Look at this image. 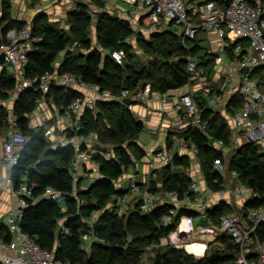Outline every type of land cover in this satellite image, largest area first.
Returning a JSON list of instances; mask_svg holds the SVG:
<instances>
[{
  "label": "trees",
  "instance_id": "trees-1",
  "mask_svg": "<svg viewBox=\"0 0 264 264\" xmlns=\"http://www.w3.org/2000/svg\"><path fill=\"white\" fill-rule=\"evenodd\" d=\"M99 3H103V0H99ZM77 4V8L67 13L66 19L70 27L76 23L74 29L71 28V33L88 50L79 53L67 48L69 36L66 30L54 27L44 14L39 13L31 20V32L37 40L27 53L26 75L34 76L57 69L60 72L70 71L84 82L96 84L101 90L108 89L113 94H119L122 88L141 89L147 83L151 90L168 92L188 84L191 74L187 69V62L189 57H194L204 75L208 79L212 77L217 52L209 46L201 45L198 38H185L181 33L178 35L171 32L169 27L150 34L149 37L154 40L159 36V43H152L141 32L137 33V39L155 55L145 73L135 71L134 66L127 62L126 55L131 50L127 35L132 32L127 20H100L98 43L106 53L104 55L102 50H91L86 37L91 17L84 12L82 3ZM1 21L5 24L0 26V42L7 40L6 32L10 28L19 29L25 24L23 20L10 18L9 0H2ZM111 49L123 51L122 63H117L112 58L109 53ZM60 52H63L60 62L55 66L54 62ZM174 53L177 56L172 58ZM2 58L0 56V64H3L0 70V98L5 100L15 88L16 79ZM220 82L221 79L209 84L210 91L222 92ZM79 93L70 86H51L47 91L27 87L17 93L13 102L12 110L17 115V127L26 141L18 150L19 158L11 167L10 178L15 187L22 182L34 183L35 196L34 199H29V204L24 208L20 221L22 229L39 245L52 250L56 259L66 264H142L141 256L145 248L163 240L171 245L169 249L172 254L168 256L164 253L165 256H159L160 258L157 256L153 264H239V247L225 233L214 239L227 244L225 247L210 250L209 246L213 241L210 240L206 243L204 254L198 258L185 251L184 247L178 248L169 241L170 232L176 229L182 216L200 215L196 208L180 207L166 224L162 218L168 212V203L157 204L151 210L144 211L140 208V199L136 198L127 212H118L121 198L131 190L129 186L126 189L117 188L115 181L133 162L141 160L145 155V150L138 142L144 128L143 122L121 100L98 99L94 107L85 108L78 117L71 113L75 121H79V127L76 130L73 126L68 128V135L77 132L86 136L93 132L101 142L124 137L114 141L117 143L112 145L113 153L109 157L100 151L91 152V160L96 162L99 176L86 188L79 187L80 179L74 176L70 168L74 148L62 143L52 145L45 127L29 125V114L39 99L51 98L62 111H68L69 103ZM193 98L202 119L207 122L206 130L201 131L192 126L169 129L167 144L173 143V134L176 133L178 137L197 146L204 181L212 190L221 189L224 182V177H220L214 169L216 159L222 160L229 168H235L240 182L254 191L243 202V207L264 206V154L255 143L245 140L234 146L231 153L224 157L222 150L213 145V140L223 139L228 143L230 129L226 118L216 112L198 91L193 93ZM241 104L242 96L235 93L230 97L226 111L231 113ZM7 111L5 105H0V136L2 129H6ZM103 118L107 121H102ZM124 140L128 141L126 146L132 151L122 144ZM80 147L86 148V145L82 144ZM190 164L188 154L176 152L172 162L152 170L147 182L148 189L152 192L159 189L173 190L179 196L189 194L194 199V193L189 190L193 177L185 171V167ZM139 183L145 185V182ZM48 185L64 193L62 204L50 197L36 198ZM125 200L126 197L123 202ZM233 210H240V207L220 201L206 211L202 220H210L217 225L221 214ZM59 221L68 228V232H63ZM88 232L97 238L90 241L87 250L83 246V236ZM256 235L259 240L264 237V224L258 225ZM0 238L5 242L11 238L7 224L2 220ZM226 247L231 248V251L226 250ZM248 257L253 260L257 257L254 244ZM0 264H3L2 261Z\"/></svg>",
  "mask_w": 264,
  "mask_h": 264
},
{
  "label": "built area",
  "instance_id": "built-area-1",
  "mask_svg": "<svg viewBox=\"0 0 264 264\" xmlns=\"http://www.w3.org/2000/svg\"><path fill=\"white\" fill-rule=\"evenodd\" d=\"M123 1L132 5L129 14L132 17H137L141 25H146L151 30L160 29L159 27L163 24L170 23L180 30L185 38L189 39L198 38L199 30L215 32L218 41H216L217 56L214 67L224 61L223 80H221L227 85L230 95L238 93L242 96V104L230 114L233 125L228 135V143H225L223 139H214L213 145L221 149L223 155L230 154L234 146L238 144L237 135H240L244 140L255 143L259 151L264 154V83L262 82L264 80V0ZM140 10L143 11L140 12ZM6 38L5 42H0V55L4 62L10 66L11 74L16 79L14 89L17 90V93L27 87L42 91H47L51 86L80 87L81 91L78 90L80 93L68 105V111L78 117L85 108L94 107L98 99L122 101L127 97L131 99L129 103L131 105L132 102L146 101L153 96L154 92H157L160 94L162 102L171 101L177 114L178 128L192 126L201 131H205L207 128V122L202 119L193 98L194 89L190 82L195 79L202 80V78H205L206 81L209 80L194 57H189L187 62V69L191 74L188 82L190 88L187 90L176 87L168 92H158L151 90L150 84L147 83L141 89L122 88L119 94H113L108 89L101 90L96 84L84 82L70 71L60 72L54 69L39 75H26L27 53L37 40L31 32L30 23H26L16 30L9 29L6 32ZM110 55L117 63L123 62L121 50L113 49L110 51ZM200 91L212 105L221 103L225 92H227L225 87L221 95L216 93L213 96H208L209 90L203 87L200 88ZM47 133H51L50 129H47ZM173 139L171 147L155 146L154 156L162 166L172 162L176 152L189 155L191 164L185 167V171L193 177L189 190L194 193V199L189 194L179 196L177 192L168 189L152 192L148 189V180L145 181V185L131 180L130 190L134 192L137 199H140L142 210L149 211L157 204L168 203V212L162 218L163 223L166 224L183 206L196 208L200 211L199 216H204L206 211L214 205L209 204L207 192L217 191L221 199L228 193L243 200L254 194L253 189L244 183L235 187L230 182H225L218 190H212L206 183L204 187L200 186L194 178V172L192 173V161H198L197 146L185 138L178 137L176 133L173 134ZM25 141V136L17 127V115L12 109L8 110L5 136L0 145V163H6L7 166L12 167L18 161V150ZM62 144L74 148V154L70 159V168L76 177L83 163L91 158L88 148L80 147L82 144H87L86 136L75 132L72 135H66ZM178 145L185 151L189 150V153L179 152L176 149ZM214 169L220 177L225 178L228 174L234 177L238 176L235 168H229L219 159H216ZM8 181L16 195L15 204L5 217L8 231L11 234L10 240L5 242V245L11 249L12 254L0 253V261L4 264H66L56 259L52 250L42 247L33 240L20 225L24 208L29 204V199L35 198L34 183L22 182L15 187L10 177ZM43 196L55 199L61 204L65 198L62 191L50 185L46 186L42 194L36 198ZM124 199L125 196L121 198V201ZM186 217L189 216H182L176 229L169 234V241L174 246L185 249L188 245L197 243L196 236L207 237L209 234L219 231L220 234L229 235L239 247L237 258L239 264H264V237L259 240L256 235L258 225L264 224V206H246L244 208L241 205L240 210L221 214L217 225L212 222L200 224L196 229H192L188 224L182 225ZM60 226L63 232H68V228L64 227L62 223ZM194 230L196 231L195 235L192 234ZM253 244L257 250V257L254 260L248 257Z\"/></svg>",
  "mask_w": 264,
  "mask_h": 264
},
{
  "label": "crops",
  "instance_id": "crops-1",
  "mask_svg": "<svg viewBox=\"0 0 264 264\" xmlns=\"http://www.w3.org/2000/svg\"><path fill=\"white\" fill-rule=\"evenodd\" d=\"M72 1H70V0H9V16L11 19L23 20V21H25V24L29 23L35 17V15H37L39 13L44 14L45 17L47 18V20H61L63 18H66L67 13L73 9V7H71V4H73ZM108 1L112 5V6L108 5V8L110 7L109 10H111L113 8H119L120 10H125V9L120 8V7L114 6L113 4L116 3L115 0H108ZM126 10L129 13L130 9H126ZM142 11L143 10H140V12H142ZM1 15H2V0H0V26L5 24L4 21H1ZM127 21H129V20H127ZM200 37L201 38L209 37L210 40L212 41V46L210 48H212L213 50L216 49V41H218V39L216 37L215 32L206 31ZM201 38L199 39V42H200ZM200 44H201V42H200ZM201 45H203V44H201ZM203 46H206V45H203ZM60 57H61V55L54 62L55 66H57L59 64ZM2 67H3V64H0V70L2 69ZM223 70H224V61L221 62L220 64L216 65V67H214V72H213L212 77L210 79H208L206 77L209 81H206L205 78H202V80L201 79L192 80V82H190V83L192 84L194 92L198 91L199 94L202 95L200 88L203 87L204 89L209 90L208 96H213L216 93H218L216 91L211 92L209 84L222 79ZM222 80L220 82L219 88L224 90V87H225V91H227V92H225V96L223 97L222 102L219 104H216V105H212L209 103L208 99L206 97L205 98L207 99L208 103L212 106V108L216 112H218L222 116H224L223 112L230 116V114L232 112L228 113L226 111V105L229 102L230 97L232 95H230V93L228 92L227 85ZM202 81H204L203 85H202ZM222 86H224V87H222ZM182 88L187 90L190 87L188 84H186ZM74 89L81 91L80 87H74ZM221 93L222 92H220L218 94L221 95ZM8 100H9L8 98L5 100L0 98V105L8 104ZM39 100H40L38 103L39 106L37 108H35L29 114V125L31 127H35V126H38L40 124H43L44 121H47L46 119H50V117L52 115L49 116V114H50V112H52L53 108L56 107L55 103L52 102L53 100L51 98H41ZM49 100H52V101H49ZM12 102H14V101L12 100ZM51 103L52 104L54 103L53 105L55 107L52 106ZM137 103H140V101H138L136 103L132 102L131 105H129V103L126 105H128V107L132 110L135 117H137L138 119H140L143 122L144 126L146 125V122H150L152 120V121H154V123L150 125V128L158 127V128L164 129L165 139L163 140V145L161 148L171 147L172 144L168 145L167 141H166L167 133H168L169 129H175V128H178V126H179L177 114H176V112L172 106L171 101L162 102L160 99V94L157 92H154L153 96H151L150 99H148L144 102H141L142 103L141 105H138ZM62 112L64 114H69V117L71 118V120L69 118L68 120H70V121H68L67 119H65L62 116V117H60V119L57 118L52 123H49V124L44 123V125H47L48 126L47 128L50 129V131H51L50 134L47 133L51 140H54V141L55 140H61V139H65V137H66V134L65 135L63 134L62 136L55 134L54 131L57 128H60V126H58V124H62V127L64 126V128H66V127H69L68 122H71V124H72V122H74L72 120L74 118L72 117L70 112H66V111H62ZM42 114L46 116V119L44 121L41 120V118H42L41 116H43ZM227 123H228V121H227ZM228 125H229V129L231 130L233 124L231 125L228 123ZM4 136H5V127L2 129V132H1L0 145H1V142L4 138ZM240 138L242 140H240ZM236 141L238 144H240L239 142L242 143L245 140L240 135H237ZM138 142H139V139H138ZM238 144H236V145H238ZM153 149H154V147H153ZM176 149L181 153L186 152L185 150L181 149V147H179V145L176 147ZM228 155L229 154L223 155V156L227 157ZM91 162H92V160H91ZM142 162H147L148 166L147 167L145 166L144 171L140 172V169H138L137 167H138L139 163H142ZM131 165L134 166V170L130 171L127 169L124 173L123 178L119 179V181H118L119 184L121 185L120 188H122V189H123V187H125L124 189H126L129 186L131 180L136 181V178H137V175L139 172L143 175V177H145V181H147L150 177L152 170L154 168H158L161 166V164L158 162L157 158L154 156L153 150L149 151L148 156H147V151L145 150V155L142 157V159L139 162H135L134 164H131ZM10 170H11V167H9L7 165H0V220H2L4 222H5V217L8 213V211L10 210V208H12V206L15 204V201H16V195L12 191L10 184H9V181H8V178L10 177ZM80 172L83 173L82 184L83 183L85 184V182H87L86 183L87 186L96 177L99 176L98 166L97 165H91L90 166L89 161H87L85 163V165L82 166ZM84 173H85V175H84ZM192 173L194 175V178L199 182L200 186L204 187L205 182H204L203 172H202V169L200 166V162L192 161ZM77 177H78V175H77ZM201 180L203 181V183H202L203 185H201V182H200ZM225 182H230L235 187L241 184L238 176L234 177L230 174H228L224 178L223 183H225ZM123 183H125L126 186L123 185ZM86 187H82V189H84ZM206 196H207V200H208L209 204H215V203H218L220 201H224V202L231 204L233 206H239L240 207L241 205H243V202L245 201L243 199L235 198L233 194H228V193H226L221 199L219 192H217V191L207 192ZM210 223H211L210 220H202V217L195 216V217H186L183 220L182 225L186 226L188 224L189 226L192 227V229H196L200 224H210ZM60 224H61V222H60ZM192 234L195 235L196 231L194 230L192 232ZM219 235H220L219 231H215L214 233L209 234L207 237H201V236L197 237L196 236L197 243H201V244L203 243L204 244L203 251H200L199 253L196 252L198 250L196 247L188 248V246H187L185 249L188 252H191L192 254L194 253L197 255H202V254H204L205 248L207 247L206 243L210 240H214ZM194 239H195V236H194ZM0 253L12 254L11 249L6 247L5 241H3L1 238H0Z\"/></svg>",
  "mask_w": 264,
  "mask_h": 264
},
{
  "label": "rangeland",
  "instance_id": "rangeland-1",
  "mask_svg": "<svg viewBox=\"0 0 264 264\" xmlns=\"http://www.w3.org/2000/svg\"><path fill=\"white\" fill-rule=\"evenodd\" d=\"M70 1H72V0H70ZM72 2H73V4H71V7H73V9L71 11H73L75 8H77L78 7L77 3L80 2V3H82L84 12L87 13L88 15H90V17H91L90 24H89V26L87 28V32H86V34H87L86 37H87V41L89 40L88 42L90 44V49L91 50L92 49L102 50L104 55H105L106 51L103 50L102 48H100V45L98 43V40H99V31H98L99 21L102 20L103 22L104 21L106 22L109 20L114 21L117 19H123V20H129L130 21V25H131L130 28H131L132 32L129 35H127V41L131 44V50H130V54L126 55V58H127V62L132 64L134 66L135 71H137V72L139 71V72L145 73L148 70V66L151 65L150 63H151V61H153L154 56H155L149 49L148 50L146 49L147 47H145L139 39H137V35H138L137 33L138 32H141L142 36L147 40H151L152 43H154V42L159 43L161 41L159 36H157V38H155V40L153 38L149 37L150 34L153 33V31H162V29L169 27L171 32L173 31V33L175 32V34L180 33V30H178L176 27H174V25L172 26L170 23H165L161 27H159L160 29H156V30H151L148 26L141 25L139 20L137 19V17H132L128 13V11L126 10V9H131L132 5L123 1V0H117L116 3H114L113 5L116 7H120L122 9H125V10H120L119 8H113V9L109 10L110 7L108 8V5H111V4L108 0H103V3H99V0H73ZM66 17H67V15H66ZM73 20H75V19H73ZM49 22L56 28H62L64 30H66V33H68V36H69L67 48L74 49L75 51H77L79 53L80 52L84 53L85 51L88 50V49L86 50L84 48V46L81 44L80 40L77 37H75V35H73L74 33L73 32L71 33V30H72L71 28L74 29V27L76 26V23H73V26L70 27L66 18H63L61 20H49ZM29 23L31 24V21ZM13 29L16 30L15 27H13ZM198 32L199 33L197 36L200 39L201 38L200 36H202L206 31L205 30H199ZM200 42L203 45H206L209 47L212 46V41L210 40L209 37L201 38ZM111 50H113V49H111ZM110 51H109V53H110ZM62 53L63 52H60L59 56L62 55ZM123 55H124V53H123ZM173 55H172V58H175L177 56V53H174ZM8 69L11 71V68L9 65H8ZM16 96H17V90L13 89L11 92V95H9V97H8V99H9L8 104L5 105L8 110H11L13 108L12 100L14 101ZM39 101H38V103H39ZM49 101H52V100H49ZM141 102H144V101H140V103H137V104L141 105L142 104ZM38 103H37L35 108H37L39 106ZM53 104H52V106H54ZM60 108L61 107H59L57 105L55 108H53V110H52V112H50V114L48 113L49 116L52 115L50 117V119H46V116L42 114L43 116H41L42 117L41 120L44 121L46 119L47 121H44L43 124H40V125H42L46 129H48L47 128L48 126L44 125V123H46V124L52 123L57 118L60 119V117H62V116L68 120L70 118L69 114H64ZM66 112H70V111H66ZM223 114H224L226 120L228 121V123L232 125L233 124L232 118L229 115L225 114L224 112H223ZM70 120H71V118H70ZM70 120H68V121H70ZM72 120L74 122H72V124H71V122H68L69 127H66V128H64V126L62 127V124H58V126H60V128H57L55 131L53 130L55 132V134L60 135V136H62L63 134L68 135L67 129L72 128V126L76 130L79 127V124H78L79 121H75V119H72ZM102 121H107V120L105 118H103ZM153 123H154V121H152V120L150 122H146L144 129L141 131V133L138 137L140 145L147 151V156L149 154V151L153 150V147H155V146L162 147L163 140L165 139L164 129H161L158 127L150 128V125ZM121 137L112 138L113 139L112 141L106 140L105 142H103V141L101 142L98 140L97 135L94 134L93 132H91L88 135H86L87 144H85V145L88 148V150L90 151V153L95 152V151H100L104 155H106V157H109V155L111 156L110 153H113L112 145H116V143H117L114 141H118V140L124 138V137H122V138ZM62 140L63 139L55 140V141L51 140V143H52V145H54V143H60L61 144ZM240 140H242V139L240 138ZM118 143L121 144V141H119ZM239 143H241V142H239ZM122 144L124 146H126L128 144V141L124 140L122 142ZM125 148L132 151V149L128 148L127 146ZM186 152L189 153V150L186 149ZM87 161H89L90 166L91 165H97L96 162H94L93 160L91 162V158ZM139 161L140 160L138 159L136 162H139ZM85 163H83V165H85ZM133 163H135V162H133ZM0 165H6V163H0ZM145 166L147 167L148 163L142 162V163H139L137 168L140 169V172H142V171H144ZM128 170H130V171L134 170V166L130 165L128 167ZM140 172L137 175L136 181L137 182H144L145 177H143V175ZM124 173L122 174V176L120 178H118L115 181V185L117 188H120V186H121L118 181H119V179L123 178ZM82 175H83V173L79 171V173H78V178L80 179L79 180L80 181L79 187H86L87 182H85V184L84 183L82 184V181H83ZM84 175H85V173H84ZM200 182H201V184L203 183L202 180ZM9 184H10V182H9ZM123 185L126 186L125 183H123ZM124 188L125 187H123V189ZM125 197H126V200L124 202L123 201L121 202V207H119V209H118L119 213L121 211L127 212L134 205V200L136 199V197H135V194L133 191L126 192ZM119 200H120V197H119ZM60 222L61 221H59V223ZM96 238L97 237L95 235L90 234V232H88L87 234H85L83 236V246L88 250L90 241L92 239H96ZM199 244H201V243H199ZM225 245H227V244H225L224 242H220L219 240H213L209 246V249L211 250V249H215V248H223V247H225ZM170 246L171 245L168 242H166L165 240L161 241L159 244L152 243V244L148 245L147 248H145V250L141 256V263L142 264H153V262L157 256H158V258H160L159 256L171 255L172 253L170 252V249H169ZM226 250L231 251V248L226 247ZM199 252L200 251H198L197 253H199ZM164 253H166V254L163 255ZM193 255L197 256V258H198L199 256H202L203 254L202 255L193 254Z\"/></svg>",
  "mask_w": 264,
  "mask_h": 264
},
{
  "label": "bare ground",
  "instance_id": "bare-ground-1",
  "mask_svg": "<svg viewBox=\"0 0 264 264\" xmlns=\"http://www.w3.org/2000/svg\"><path fill=\"white\" fill-rule=\"evenodd\" d=\"M3 59V58H2ZM119 93V92H118ZM185 224V223H184ZM191 247H196L198 250L196 251V252H198V251H202L203 250V248H204V244L202 243V244H199V243H194V244H192V245H188V248H191Z\"/></svg>",
  "mask_w": 264,
  "mask_h": 264
},
{
  "label": "water",
  "instance_id": "water-1",
  "mask_svg": "<svg viewBox=\"0 0 264 264\" xmlns=\"http://www.w3.org/2000/svg\"><path fill=\"white\" fill-rule=\"evenodd\" d=\"M124 103H126V104H128V103H130L131 102V99L130 98H124L123 100H122ZM3 263V262H2ZM4 264V263H3Z\"/></svg>",
  "mask_w": 264,
  "mask_h": 264
}]
</instances>
